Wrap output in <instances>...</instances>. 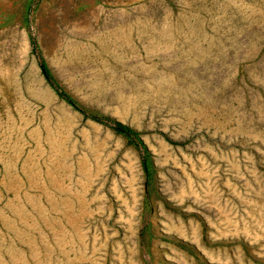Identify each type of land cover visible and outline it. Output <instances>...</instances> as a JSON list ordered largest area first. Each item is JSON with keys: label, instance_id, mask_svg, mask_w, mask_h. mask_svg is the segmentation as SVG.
<instances>
[{"label": "rangeland", "instance_id": "1", "mask_svg": "<svg viewBox=\"0 0 264 264\" xmlns=\"http://www.w3.org/2000/svg\"><path fill=\"white\" fill-rule=\"evenodd\" d=\"M0 264H264V0H0Z\"/></svg>", "mask_w": 264, "mask_h": 264}, {"label": "trees", "instance_id": "2", "mask_svg": "<svg viewBox=\"0 0 264 264\" xmlns=\"http://www.w3.org/2000/svg\"><path fill=\"white\" fill-rule=\"evenodd\" d=\"M38 64H39V67L45 77V79L49 82V84H51L55 90L60 94L62 95L66 100H68L69 102H71L75 107L76 104L74 103V101L69 97L67 96V94H65L58 86H57V83L56 81L54 80L53 76L51 75L49 69L47 68V66L45 65V63L43 62V60L41 58H38ZM91 118L99 121V122H102L104 124H107L109 125L111 128H113L114 130L116 131H119V132H123V133H126V134H130L132 136H136V131L133 130L129 125L117 120V119H114V118H111L110 116H104V115H100V116H95V115H91V114H88ZM137 139V142H138V138Z\"/></svg>", "mask_w": 264, "mask_h": 264}]
</instances>
